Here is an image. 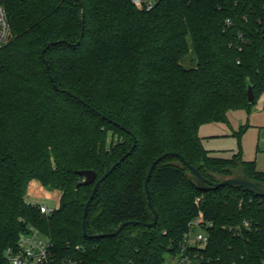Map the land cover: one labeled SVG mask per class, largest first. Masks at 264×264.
<instances>
[{
	"label": "trees",
	"instance_id": "16d2710c",
	"mask_svg": "<svg viewBox=\"0 0 264 264\" xmlns=\"http://www.w3.org/2000/svg\"><path fill=\"white\" fill-rule=\"evenodd\" d=\"M1 1L11 32L0 49V250L34 226L50 243L48 264H167L202 212L213 225L193 264H264V197L198 189L187 167L171 164L176 155L149 182L156 225L111 234L125 221L153 222L144 183L165 152L212 180L208 171L242 162L264 181L254 161L214 156L199 134L264 96V0H156L151 9L134 0ZM123 156L84 227L95 183L77 188L78 171L100 178ZM34 180L59 192L49 214L27 201Z\"/></svg>",
	"mask_w": 264,
	"mask_h": 264
},
{
	"label": "rangeland",
	"instance_id": "374dc122",
	"mask_svg": "<svg viewBox=\"0 0 264 264\" xmlns=\"http://www.w3.org/2000/svg\"><path fill=\"white\" fill-rule=\"evenodd\" d=\"M192 53L186 57L185 64L192 63ZM229 122H213L203 125L199 134L204 148L214 156L233 157L241 154L243 160L254 161L259 170H264V96L250 110H232L228 113ZM116 140V137H114ZM112 141L110 136L109 143ZM27 200H38L47 207H59V192L48 190L38 180H34L27 194ZM197 232H204L196 228ZM172 254L166 256L167 264H174Z\"/></svg>",
	"mask_w": 264,
	"mask_h": 264
},
{
	"label": "built area",
	"instance_id": "2783aa9c",
	"mask_svg": "<svg viewBox=\"0 0 264 264\" xmlns=\"http://www.w3.org/2000/svg\"><path fill=\"white\" fill-rule=\"evenodd\" d=\"M137 6L151 9L156 0H134ZM11 32V24L7 10L0 0V49L9 39ZM28 201V200H27ZM32 205H37L43 214H49L54 209L47 207L38 200L28 201ZM249 226V222L245 223ZM213 223L211 221L204 222V216L200 215L189 223V230L185 233L184 241L179 247L178 253L173 256L174 264H193L197 257V252L192 249L197 246H205L209 241L208 228ZM196 228L202 229L204 232H197ZM50 243L44 236V233L37 227L30 226L29 232L24 233L16 246H8L0 250V264H48L49 262Z\"/></svg>",
	"mask_w": 264,
	"mask_h": 264
},
{
	"label": "water",
	"instance_id": "95a60500",
	"mask_svg": "<svg viewBox=\"0 0 264 264\" xmlns=\"http://www.w3.org/2000/svg\"><path fill=\"white\" fill-rule=\"evenodd\" d=\"M10 38V36H9ZM57 42H50L48 46L54 45ZM46 48L43 50V53L45 52ZM47 69L50 71V67L47 64ZM248 101L250 103H254L256 101L255 97V92H254V87L249 84L248 85ZM136 145V139L134 142V145L132 149L135 148ZM170 155H176L179 157L178 161L171 162V164L181 166V167H187L189 171L187 172L188 178L191 181V183L196 186L198 189H210V188H219L221 186H231V187H240V188H246L256 195L263 196L264 197V181L254 179L250 176L247 175L245 166L242 162H239L237 166H230L227 167L225 170L226 172H215V171H208V174L214 178V180L204 176L198 166H195L191 164L182 154L179 152H165L158 158H156L148 171L147 177L145 179L144 187L145 191L147 193L148 197V203L151 208V210L154 213V220L153 222H140L137 220H132V221H125L122 222L118 228L113 231L111 234L112 235H118L124 228L125 226L129 224H142L147 227H153L156 225L158 221V213L154 207L153 200H152V192L150 188V179L153 174L154 169L156 168L157 164L162 160L165 159L166 157ZM126 156V155H125ZM123 156L118 162H116L111 169L105 173L103 176L98 178V173L95 170L92 169H84V170H79L78 174H80L83 179L78 182L77 188L83 185H91L95 183V186L93 188V191L86 203L85 206V213H84V227L86 225V218L88 215V210L91 202L93 201L96 192L98 191V188L101 184L102 181H104L108 175L116 168L118 164L125 158Z\"/></svg>",
	"mask_w": 264,
	"mask_h": 264
}]
</instances>
